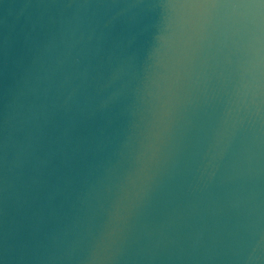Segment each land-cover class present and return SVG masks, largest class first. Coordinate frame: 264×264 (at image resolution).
Wrapping results in <instances>:
<instances>
[{
    "label": "water",
    "instance_id": "obj_1",
    "mask_svg": "<svg viewBox=\"0 0 264 264\" xmlns=\"http://www.w3.org/2000/svg\"><path fill=\"white\" fill-rule=\"evenodd\" d=\"M0 264H264V0H0Z\"/></svg>",
    "mask_w": 264,
    "mask_h": 264
}]
</instances>
